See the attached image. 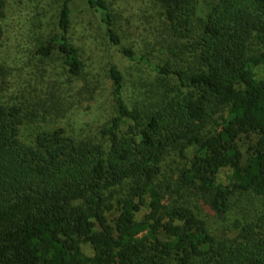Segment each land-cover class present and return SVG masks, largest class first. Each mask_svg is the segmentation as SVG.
Listing matches in <instances>:
<instances>
[{
  "label": "trees",
  "instance_id": "trees-1",
  "mask_svg": "<svg viewBox=\"0 0 264 264\" xmlns=\"http://www.w3.org/2000/svg\"><path fill=\"white\" fill-rule=\"evenodd\" d=\"M155 1L173 62L124 46L110 4L84 0L146 68L132 88V67L104 66L98 125L55 83L32 104L0 100V264H264V0ZM72 5L36 53L84 75L93 99L106 81L81 57Z\"/></svg>",
  "mask_w": 264,
  "mask_h": 264
},
{
  "label": "rangeland",
  "instance_id": "rangeland-1",
  "mask_svg": "<svg viewBox=\"0 0 264 264\" xmlns=\"http://www.w3.org/2000/svg\"><path fill=\"white\" fill-rule=\"evenodd\" d=\"M106 1L112 8L117 32L124 46L133 48L136 54H144L152 61H158L159 55H164V58L169 57L173 62L166 43L160 44L156 40L157 27L163 17V8L157 1ZM214 1L202 0L204 11ZM60 4L61 0H5L0 15L3 27L0 39V100H19L32 104L40 89L55 83L59 91H65L66 108L76 112L75 116L80 123L88 122L96 126L109 112L112 104L108 94V80L104 77V66L116 63L125 74L132 67L131 75L128 76V84L132 88L138 87V82L145 75L137 67L146 68L143 64L136 67L134 62L119 52L117 46L107 40L99 20L91 16L98 14L89 9L84 0H73V39L80 47L86 67V59L92 60L97 66L96 78L106 81L107 86L106 91L99 89L93 99L87 96L83 92L84 75L71 77L61 59L54 55L43 58L36 53L40 42L56 29ZM254 71L260 77L264 66H256ZM225 173L221 171V175L225 176ZM83 250L87 254L92 253L88 244L83 245Z\"/></svg>",
  "mask_w": 264,
  "mask_h": 264
}]
</instances>
